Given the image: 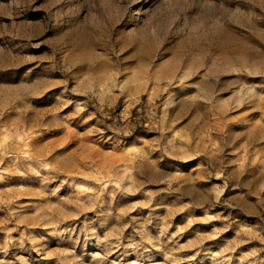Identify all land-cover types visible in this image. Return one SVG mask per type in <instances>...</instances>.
<instances>
[{"label": "rangeland", "instance_id": "374dc122", "mask_svg": "<svg viewBox=\"0 0 264 264\" xmlns=\"http://www.w3.org/2000/svg\"><path fill=\"white\" fill-rule=\"evenodd\" d=\"M0 264H264V0H0Z\"/></svg>", "mask_w": 264, "mask_h": 264}, {"label": "bare ground", "instance_id": "6f19581e", "mask_svg": "<svg viewBox=\"0 0 264 264\" xmlns=\"http://www.w3.org/2000/svg\"><path fill=\"white\" fill-rule=\"evenodd\" d=\"M157 77H158V79L162 78V77L159 76V75H158ZM163 78H168V76H164ZM139 98H140V97L138 96L136 100L138 101ZM169 104H171V101H170L169 99H167V100H166V105L168 106ZM166 105H165V106H166ZM130 106H131V103L127 101V102H126V106H125V110H124L126 113H129V107H130Z\"/></svg>", "mask_w": 264, "mask_h": 264}]
</instances>
